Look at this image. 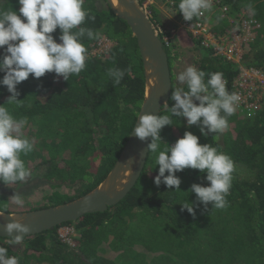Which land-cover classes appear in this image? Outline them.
<instances>
[{"label": "trees", "instance_id": "obj_1", "mask_svg": "<svg viewBox=\"0 0 264 264\" xmlns=\"http://www.w3.org/2000/svg\"><path fill=\"white\" fill-rule=\"evenodd\" d=\"M144 1L140 0L141 4ZM179 2L174 0L173 5L181 16ZM218 4L228 7L226 15L216 8L206 18L210 15L215 19L212 31L218 35L224 34L231 18L240 13L245 12V16L256 21L240 63L217 54L214 46L203 44L201 36L193 37L190 33L193 48L200 56L197 68L206 72L205 80L213 72H222L227 90L233 92V81L241 66L264 72V0H220ZM19 7L18 0H0V8L18 12ZM84 7L95 20L86 19L82 26L99 31L113 45L102 54L93 55L91 52L100 39L85 38L89 58L78 76L66 81L53 72L38 79L30 74L17 85V99L24 100L25 106L17 109L4 105L16 119H27L34 129H29L33 137H27L33 143V151L21 158L31 169L32 177L52 188L48 199H55L62 188L83 186L80 195L66 196L62 202L89 192L106 177L127 141L145 95L143 61L130 26L111 10L106 0H84ZM149 9L153 24L164 38L172 93L176 87L187 90L186 85L175 81L178 52L173 50L174 41L171 44L166 39L171 32L162 25L158 7L151 4ZM198 19L194 17L189 22ZM60 33L58 27L52 34L57 42ZM111 68L130 70L114 86L107 75ZM4 75L0 71V79ZM10 95L7 86L0 85V105ZM174 103L170 98L168 107ZM238 111L228 117L229 128L223 133L205 137L199 125L188 128L186 118L177 117L160 133L162 147L164 142L174 144L185 131H191L201 144L218 147L231 157L235 171L225 208L212 209L209 204L205 209L196 194L188 192L193 183H210L206 173L198 169L185 168L176 173L181 178V190L175 191V186L169 189L164 183L157 186L154 178L159 174V165L155 166V154L149 152L139 180L116 205L24 236L19 244L10 243L13 238L0 237V246L7 247L8 255L16 256L19 264H264V106L252 116L240 115ZM163 114H167L166 109L160 113ZM97 152L101 160L99 170L89 172L90 156ZM186 200L196 205L195 216L182 210L181 203ZM0 210L12 212L7 208ZM61 226H73L77 231L73 245L62 240L58 232ZM108 241L110 249L121 252L116 259L100 253L101 245ZM135 246L160 254L148 261L146 254L138 252Z\"/></svg>", "mask_w": 264, "mask_h": 264}, {"label": "clouds", "instance_id": "obj_2", "mask_svg": "<svg viewBox=\"0 0 264 264\" xmlns=\"http://www.w3.org/2000/svg\"><path fill=\"white\" fill-rule=\"evenodd\" d=\"M18 4V12L0 8V49H3L0 71L5 72L0 85L7 86L11 93L7 102L0 105V181L7 185L25 182L32 175L21 157L32 152L34 146L23 135L28 120L16 119L4 105H14L17 109L25 106L24 100L17 99L20 95L17 85L30 74L38 79L53 72L57 78L66 81L73 75L78 76L89 58L83 40L102 38L99 31L82 26L86 19L95 20V16L84 7V0H18ZM212 6V0H180L178 4L186 21L203 16ZM58 27L61 30L59 42L52 35ZM129 70L111 68L107 75L116 86ZM205 76L206 72L196 66H188L179 72L177 80L180 85H186L187 90L174 88L171 99L175 103L171 108L165 104L167 114L141 113L131 134L142 141L151 138L149 152L155 154V166L159 165V174L154 178L157 186L164 183L169 189L175 186V191L181 190V178L176 173L185 168L198 169L206 173L205 178L210 183L206 186L193 183L188 192L195 193L205 209L209 204L212 209H223L227 205L226 197L235 171L231 157L218 147L201 144L200 138L191 131H185L174 144L164 142L163 147L161 145V130L173 124V117L186 118L188 128L199 125L205 137L229 128L228 117L235 114L241 97L227 90L222 72L211 73L207 80ZM10 199L17 205L24 203L17 192ZM181 204L182 210L186 209L195 216L193 202L186 200ZM5 228L13 238L10 243L14 244L21 243L22 236L30 231L21 220L10 221ZM14 232L18 234L12 235ZM0 264H19V260L8 255L7 247L0 246Z\"/></svg>", "mask_w": 264, "mask_h": 264}, {"label": "water", "instance_id": "obj_3", "mask_svg": "<svg viewBox=\"0 0 264 264\" xmlns=\"http://www.w3.org/2000/svg\"><path fill=\"white\" fill-rule=\"evenodd\" d=\"M106 1L111 10L130 26L140 49L145 95L137 119L141 113L160 115L172 94V77L164 38L140 0ZM132 130L114 166L96 187L73 200L47 208L22 213L0 210L3 213L0 215V237L12 238L5 226L13 220H21L28 225L30 231L22 237L30 236L65 222L76 221L88 213L104 212L120 202L139 180L149 156L151 138L142 141L131 134ZM15 234L18 233H12Z\"/></svg>", "mask_w": 264, "mask_h": 264}, {"label": "rangeland", "instance_id": "obj_4", "mask_svg": "<svg viewBox=\"0 0 264 264\" xmlns=\"http://www.w3.org/2000/svg\"><path fill=\"white\" fill-rule=\"evenodd\" d=\"M213 4L216 3L219 6L220 0H212ZM219 1V2H218ZM174 0H145L144 7L150 13L149 6L156 5L160 10V20L162 21V25L166 27L170 32L171 36L166 37L167 40L174 41V45H172L173 50L178 52V58L176 59V63L174 65V73H175V81L179 84L177 80V74L186 69L188 66H196L198 67V59H199V51L194 49V42L192 40V36L190 35L189 31L183 25V21L181 16L178 14V9L173 5ZM100 7H103V3H99ZM246 13H240L239 17L231 18L230 22H228V26L224 34L218 35L213 32L214 22L215 19L209 15V18L205 20V24L208 26L207 28L210 29V32L213 36H215L216 46L218 48H230L232 45L235 48H242L243 53L246 48L247 41L251 37V27L249 24H245V15ZM251 29V30H250ZM200 33L197 34L199 36ZM209 34L213 38V36ZM196 37V36H193ZM202 37V36H201ZM100 41V40H99ZM101 44L93 49L91 52L93 55H100L106 50H108L112 45L113 42L107 38L105 35L102 37ZM97 51V52H96ZM173 63V62H172ZM180 85V84H179ZM198 102V101H196ZM237 109V108H236ZM238 110V109H237ZM240 115H244L240 111H238ZM245 116V115H244ZM23 129V135L28 137L32 136V130L34 129L31 127V124L28 123ZM30 129V130H29ZM29 130V132H28ZM99 156V152L94 153L93 156H90V167H88L89 172L97 173L98 166H100L101 160ZM86 185V184H85ZM52 188L42 180L36 179L35 177L30 176L25 182H21V184L16 186H8L7 184H3L0 181V207L7 208L12 212H23V211H31L37 210L42 208H47L51 206H55L58 204H62V200H66V196H76L80 195L83 186L81 184H75L71 187L62 188L61 194H58L57 197L53 200H49L48 196L53 192ZM19 193L24 203L23 205H17L11 201L10 197L13 196L15 193ZM47 197V198H46ZM67 202V201H65ZM70 230V234L68 235L69 241L74 243L73 239L78 236L77 231L74 229L73 226H61L58 230L60 233H64ZM73 230V231H72ZM138 252H144L146 254V259L150 261L151 259L157 257L160 253H153L145 250L141 246H135ZM100 253L110 259H116L117 256L121 252L114 251L110 249V241L104 242L100 247ZM170 254V253H169Z\"/></svg>", "mask_w": 264, "mask_h": 264}, {"label": "built area", "instance_id": "obj_5", "mask_svg": "<svg viewBox=\"0 0 264 264\" xmlns=\"http://www.w3.org/2000/svg\"><path fill=\"white\" fill-rule=\"evenodd\" d=\"M212 5L213 6L211 10H215L216 8H219L220 11L223 12V15H226L228 8L226 5L218 6L216 3L213 4V1H212ZM208 12L209 11H205L204 15L199 17V19L196 20L195 22H189L184 20L183 25L193 36H197V34L200 33L199 36H202L201 38L203 39V44L207 46L209 45L214 46V49L217 54L224 55L229 60L240 63L243 56L242 48H235L231 45L230 48L223 49V48H218L216 46V40H215L216 38L211 34L210 29H208L207 28L208 26L205 24V20L207 18ZM244 17H245L244 23L249 24V27L253 29L254 23L256 21L251 18H248L245 15ZM200 18H202L203 20ZM209 34H211L213 38L209 36ZM101 40L102 38L100 39V41H98V44L96 46L97 48L102 43ZM233 86H234L233 92L238 93L241 97L239 104L236 106V108L241 113H243L245 116H252L262 109V107L264 106V72L256 68H245L241 66L240 73L233 81ZM59 234L63 238V240L72 244L69 241L70 238H68V235L70 234V230L64 233L59 232Z\"/></svg>", "mask_w": 264, "mask_h": 264}]
</instances>
